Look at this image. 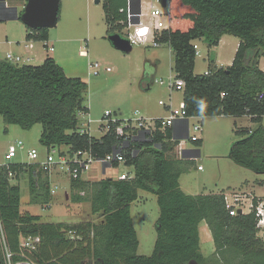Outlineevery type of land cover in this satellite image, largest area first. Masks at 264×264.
Returning a JSON list of instances; mask_svg holds the SVG:
<instances>
[{
    "label": "trees",
    "instance_id": "obj_1",
    "mask_svg": "<svg viewBox=\"0 0 264 264\" xmlns=\"http://www.w3.org/2000/svg\"><path fill=\"white\" fill-rule=\"evenodd\" d=\"M169 4V27L157 32L156 39L170 45L175 55V77L186 82L187 115L199 116L195 100L204 99L207 117L250 116L258 126L236 130L241 138L232 143L229 157L264 173V70L260 67L264 0H169ZM127 6V0L104 4L112 33L126 36ZM27 30L28 40L49 39L48 27L27 26ZM225 34L240 38L232 64H211L209 73H197L195 43L204 40L217 46ZM87 90V81L69 76L54 57L37 65L0 59V115L8 124L29 129L41 123L40 142L48 149L65 145L70 152L91 150L104 157L121 145L115 126L123 119L100 138L81 133L79 112L89 111ZM180 142L171 127L162 131L159 126L153 135L131 139L123 149L134 177L72 179L70 188L77 191L73 200L90 202L99 221L49 222L23 209L22 187L12 179L27 174L30 203L49 205L54 196L51 177L38 163H0V264H6L7 250L13 261L28 258L34 264H264V237L259 235L255 208L232 215L224 193L191 194L182 189V171L176 161L180 158L171 154ZM140 189L155 193L160 206L158 236L150 255L138 252L140 240L132 215ZM261 199L255 197L254 205ZM202 221L207 222L216 244L214 252L220 261L215 263L202 251ZM28 237L35 239L33 247H22Z\"/></svg>",
    "mask_w": 264,
    "mask_h": 264
},
{
    "label": "rangeland",
    "instance_id": "obj_2",
    "mask_svg": "<svg viewBox=\"0 0 264 264\" xmlns=\"http://www.w3.org/2000/svg\"><path fill=\"white\" fill-rule=\"evenodd\" d=\"M94 1L88 6L86 0H81V9L76 11L77 9L73 7L74 0H62L59 22L49 31L48 42L54 44L55 50L52 52L43 50L46 57L56 56L69 76L81 77L87 81L85 104L89 111L81 115V123L91 118L93 120L91 134L101 136L104 134L101 124L106 120L103 118L106 110H111L114 118L127 120L146 115L147 112L165 114V108L160 104V100L172 101L178 107L184 99L183 90L176 89L170 92L167 84L159 82L161 79L168 81L171 76H175V55L170 45L134 44L131 52L118 49L109 39L112 30L109 29L103 7ZM160 7L170 12L169 0L166 6L160 4ZM151 9L148 8V12H151ZM19 21L17 25H26L22 20ZM2 29L3 24L0 23V35L3 34ZM239 41V37L231 34H225L217 46H210L204 40L199 41L201 55L197 56L195 71L205 73L217 60L232 63ZM157 58L161 61H157ZM97 61L102 65L100 72L95 74L90 65ZM33 63L40 64L42 61L38 58ZM107 66L111 67V70H106ZM147 84L149 87L145 88L144 85ZM136 110H139V113H136ZM197 120L200 119H191V132H194L192 125ZM236 120L237 125L241 127L251 126L254 129L258 126V123L249 117L209 116L204 120L203 128L206 132L202 131L200 134V137L204 136L203 145L199 146L198 142L191 139H186L184 143L185 149H200V155L192 157L181 155V142L171 152L173 158L177 155L180 157L176 159L177 167L182 171L180 180L186 190L197 192L202 189L199 184L203 185L204 182L210 189H222L225 186L226 190H232L227 184L235 186L247 179L260 185L258 181L264 179V173L243 167L229 157L232 143L241 138L236 133L238 129ZM42 130L41 123L25 129L19 124H8L0 115V163L30 162L27 150L32 148H36L44 157L48 148L40 142ZM19 140L24 141L26 150H19L15 157L8 159L6 153L9 144ZM61 147L66 148L65 145ZM128 171L133 172L134 167L120 163L118 166H109L104 172L103 165L94 162L84 173V177L92 180L103 177L119 178L122 172ZM53 182L58 183L60 188L49 205H42L28 201L30 193L27 174L22 175L20 179H12V183L20 184L22 187L23 209L28 208L31 212L42 215L44 221L80 222L101 219L99 215L92 213L90 202L73 200L77 191L71 190L67 176L54 175ZM218 182L220 185L217 186ZM258 192L264 193V188L260 187ZM250 204L249 201L245 203V212L251 210ZM132 215L140 240L138 252L150 255L155 250L158 236L157 220L160 216V206L157 195L140 189L139 198L132 203ZM200 229L202 251L210 257L212 263L220 261V257L214 252L216 244L206 221H202ZM259 235L264 237V231L259 232Z\"/></svg>",
    "mask_w": 264,
    "mask_h": 264
},
{
    "label": "built area",
    "instance_id": "obj_3",
    "mask_svg": "<svg viewBox=\"0 0 264 264\" xmlns=\"http://www.w3.org/2000/svg\"><path fill=\"white\" fill-rule=\"evenodd\" d=\"M131 1L128 0L127 6V25L124 28L126 32V37L129 38L131 43L134 44H143V45H153L160 46L161 43L156 39V34L163 29L169 27L170 23V13L164 11L161 7H154L151 9L149 18L147 21L143 20L144 12L137 11L133 8L130 10ZM124 10V9H121ZM44 47L49 51H54V44H50L48 40L43 41ZM196 54L201 55L198 43H195ZM5 59L13 63H26L30 58H25L20 54L15 53L14 51H8L5 55ZM101 63L99 61L91 63V68L94 70L95 74L100 72ZM106 70H111V67L107 66ZM205 73H209L207 70ZM161 84H167L170 91L174 90H184L186 82L183 78H177L171 76L168 81L161 79L159 81ZM225 92L222 93L224 95ZM263 96V93L260 95ZM160 103L164 106H169V114L166 117L160 118H146L143 115H139L134 119H123L122 122L115 126V131L119 136H122L121 145L116 147L112 152L108 153L104 157H98L92 153L91 150H79L76 152H70L69 150H64L61 147H52L48 149L47 154L42 157L36 148L28 149L27 153L30 162L38 163L39 166L47 171L51 177V193L55 195L60 185L53 182L54 175H65L71 181L72 179H78L83 177L84 173L89 170L94 162H99L103 165L105 172L109 166H112L113 163H125L126 157L123 153V149L130 145L131 139H135L141 129L146 130L149 134L153 133L159 128L162 131L173 126L177 119H190L187 115L186 105L184 99L180 102L178 107L173 106L171 103L168 104L164 100H160ZM136 113H139V110H136ZM85 111L79 112V117L84 114ZM105 122H102L101 128L105 132L111 130L114 125L117 123L119 118H114L111 110H106L103 116ZM92 119L89 118L87 122L81 123L79 131L81 133L91 134V123ZM160 123V124H159ZM194 132H191L189 126V138L193 141H198L201 139L200 134L203 131V123L201 120H197L193 123ZM92 135V134H91ZM180 144V154L184 155L185 146L184 143L186 139H181ZM19 150H26V145L24 141L19 140L9 144L6 157L12 159L15 157ZM202 168V166H200ZM135 176L134 172H122L120 178L128 179ZM226 206L229 208L232 215L239 213V210H245V203L242 199V195L238 192H224ZM251 210L255 208L257 215V226L261 231H264V199L259 200L257 205H254L252 202L250 204ZM72 238L76 237V234L71 231ZM34 238L28 237L25 241L22 242V247H33ZM6 264H34V262L28 258L21 259L17 262L13 261V255L7 250L6 252Z\"/></svg>",
    "mask_w": 264,
    "mask_h": 264
},
{
    "label": "crops",
    "instance_id": "obj_4",
    "mask_svg": "<svg viewBox=\"0 0 264 264\" xmlns=\"http://www.w3.org/2000/svg\"><path fill=\"white\" fill-rule=\"evenodd\" d=\"M93 1L94 0H86L88 6L93 4ZM26 2H27V0H25L23 2H22V0H0V23L3 24V29H2L3 30V34H2L3 36L0 35V59L5 58V55L8 51H14L15 53L20 54L25 58H30V60L26 61L27 64H34L33 62H36V59H38V58L41 59V61L43 63L44 60L46 59V56H47L46 54H44L45 52L43 51L44 49L47 50V48L44 47V42L28 40L27 39V33H28L27 25H17V22H20L19 20H21L20 17H18V15H20V12L24 9ZM94 2L96 4V0ZM106 2H107V0H100V2L97 4H100L104 10V4ZM167 3H168V0H167ZM160 4H161V2L159 0H133V8L135 10H137V11L142 10L143 11L145 8V11H143L144 12V15H143L144 21H147L149 18L150 12H148V8L160 7ZM127 5H128V0H127ZM73 7L75 9H77L76 11H79L78 9H81L80 8L81 7V0H74ZM104 14L106 17L105 10H104ZM222 39H223V37H222ZM222 39H221L220 43L222 42ZM197 43L199 45V41H197ZM239 43H240V41H239ZM37 45H40V46L38 47ZM238 46H239V44H238ZM171 50H172V48H171ZM47 51L50 52L49 50H47ZM53 57L57 61H59L56 56H53ZM234 57L232 58V62L234 60ZM157 61H161V59L157 58ZM230 63H226V62L217 60L213 64L218 65V66H227V65H230ZM35 65H37V64L35 63ZM260 67L264 70V56L260 59ZM209 68H210V66H209ZM209 68H208V70H209ZM170 92H172V91H170ZM171 98L172 97H170V99ZM167 103L168 104L171 103L173 106H175L172 101L167 102ZM164 108H165V112H166L165 114H158L156 112H147V114L143 115V116H145L146 118L166 117L169 114L170 107L164 106ZM222 116H225V115H222ZM242 117H249L251 119V117L247 116V115L241 116V117H235V118H242ZM192 118L200 119L199 116L190 117L189 125H188V122L186 119H177L175 121V124L173 126H171V128L173 130L174 137L180 138V137H182L188 133L190 121ZM206 119H200L203 123V127H204V120H206ZM236 126H237V128L241 127V126L237 125V120H236ZM248 127H251V126H248ZM203 131H204V133L206 132L205 128H203ZM102 136H103V134L101 136H95V137L100 138ZM149 136H151V134H149L146 130L141 129L139 131L138 135H136L135 139L141 140V139H145V137H149ZM201 140L204 142V136L201 137ZM202 145H203V143H202ZM64 150H68V148L66 147ZM196 155H200V149H198V150L190 149L187 153H185L184 157H192V156H196ZM177 158H180V157L177 155ZM103 170L105 172L104 168H103ZM23 175H25V174H23ZM21 176L18 179H20ZM82 178L84 180H88V181L99 180V179H94V180L88 179V178H85L84 175ZM239 182H237V183H239ZM258 182L260 183V185H256L255 183H252L249 179H247V180H244L242 183L237 184L235 186L234 185L232 186L231 183L227 184V185H229V187H232V190H226L225 186L222 189H220V188L210 189V188H208V185L205 184V182L203 183V185L199 184V187L202 189L197 191V192H192V191L190 192V191L186 190L183 187L182 182H181V187L185 192L191 193V194L238 192L242 195V199H243L244 203H248V201L250 203H252L253 199L255 197H258L259 199H261V198L264 199V193L258 192L260 187L264 188V179L261 181H258ZM218 185H220L219 182H218L217 186ZM70 186H71V181H70ZM28 201L30 202V198ZM26 209H28V208H26ZM250 211H247V212H250ZM243 212H245V210ZM95 215H98V214H95Z\"/></svg>",
    "mask_w": 264,
    "mask_h": 264
},
{
    "label": "water",
    "instance_id": "obj_5",
    "mask_svg": "<svg viewBox=\"0 0 264 264\" xmlns=\"http://www.w3.org/2000/svg\"><path fill=\"white\" fill-rule=\"evenodd\" d=\"M130 1V10H133V0ZM159 1L163 6L168 4L167 0ZM99 2L100 0H96V3ZM61 4L62 0H27L22 14L18 15V17H20L21 20L32 29H41L44 27L53 28L57 26L59 22ZM109 39L112 41L113 45L120 50L125 52H131L133 50V44L129 38L119 32L111 33ZM186 120L189 125V119L187 118ZM188 137L189 131L186 135L177 139H187ZM189 150L190 149H185V153ZM241 212H243L242 209L239 210V213Z\"/></svg>",
    "mask_w": 264,
    "mask_h": 264
},
{
    "label": "clouds",
    "instance_id": "obj_6",
    "mask_svg": "<svg viewBox=\"0 0 264 264\" xmlns=\"http://www.w3.org/2000/svg\"><path fill=\"white\" fill-rule=\"evenodd\" d=\"M195 99V98H194ZM197 111L200 119L207 118V103L204 99H196Z\"/></svg>",
    "mask_w": 264,
    "mask_h": 264
}]
</instances>
